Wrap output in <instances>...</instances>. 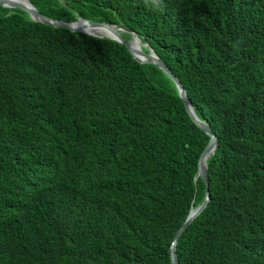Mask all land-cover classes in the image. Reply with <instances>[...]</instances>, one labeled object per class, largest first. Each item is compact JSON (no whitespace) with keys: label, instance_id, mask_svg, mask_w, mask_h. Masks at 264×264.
<instances>
[{"label":"trees","instance_id":"trees-1","mask_svg":"<svg viewBox=\"0 0 264 264\" xmlns=\"http://www.w3.org/2000/svg\"><path fill=\"white\" fill-rule=\"evenodd\" d=\"M29 2L134 32L215 135L176 264H264V0ZM207 141L123 45L0 7V264H169Z\"/></svg>","mask_w":264,"mask_h":264},{"label":"water","instance_id":"water-1","mask_svg":"<svg viewBox=\"0 0 264 264\" xmlns=\"http://www.w3.org/2000/svg\"><path fill=\"white\" fill-rule=\"evenodd\" d=\"M0 7L20 10L26 13L28 18L33 22H39L41 24L48 25L54 28H63L69 30L70 32H79L95 38L108 39L117 42L125 47L126 51L131 55L133 60L139 63L153 65L172 82L187 115L195 124V126L199 128L205 135L208 136V141L199 155L196 169V177H199L204 185L203 200L198 206L189 210L184 222L176 230L168 248L169 264H176L175 243L179 235L207 205L209 196L206 179V160L213 154L217 145V139L215 135L211 132L209 126L203 121L199 120L195 115L182 84L171 73V71L167 68L164 62L155 55L151 48L147 47L146 52H144L142 48H146V45L144 43H141V41L134 32L120 24L89 21L80 17H76L73 22H63L60 20H55L40 14L36 10V8L29 2V0H25V3H21L16 0H0ZM96 28L105 29L106 35H97L91 32L92 29ZM122 33L128 34L129 39H124L121 35ZM132 42L137 44L139 43V45L134 46Z\"/></svg>","mask_w":264,"mask_h":264},{"label":"bare ground","instance_id":"bare-ground-1","mask_svg":"<svg viewBox=\"0 0 264 264\" xmlns=\"http://www.w3.org/2000/svg\"><path fill=\"white\" fill-rule=\"evenodd\" d=\"M18 2H21V3H25V0H16ZM90 31V30H89ZM91 32L97 34V35H106V30L103 29V28H96V29H92ZM132 44L135 46V45H139V43H134L132 42Z\"/></svg>","mask_w":264,"mask_h":264},{"label":"clouds","instance_id":"clouds-1","mask_svg":"<svg viewBox=\"0 0 264 264\" xmlns=\"http://www.w3.org/2000/svg\"><path fill=\"white\" fill-rule=\"evenodd\" d=\"M153 3H155L157 6H160L162 4V0H153Z\"/></svg>","mask_w":264,"mask_h":264}]
</instances>
